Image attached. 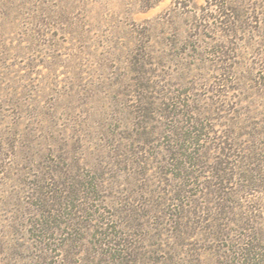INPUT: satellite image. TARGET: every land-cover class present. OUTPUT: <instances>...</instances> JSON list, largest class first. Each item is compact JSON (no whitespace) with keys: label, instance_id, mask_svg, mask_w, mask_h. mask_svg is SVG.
I'll return each mask as SVG.
<instances>
[{"label":"rangeland","instance_id":"obj_1","mask_svg":"<svg viewBox=\"0 0 264 264\" xmlns=\"http://www.w3.org/2000/svg\"><path fill=\"white\" fill-rule=\"evenodd\" d=\"M0 264H264V0H0Z\"/></svg>","mask_w":264,"mask_h":264}]
</instances>
